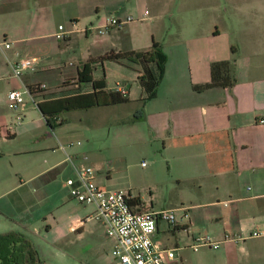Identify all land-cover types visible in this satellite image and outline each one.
I'll list each match as a JSON object with an SVG mask.
<instances>
[{"label": "crops", "instance_id": "crops-1", "mask_svg": "<svg viewBox=\"0 0 264 264\" xmlns=\"http://www.w3.org/2000/svg\"><path fill=\"white\" fill-rule=\"evenodd\" d=\"M129 1L153 8L158 18L165 13L173 15L174 41L159 42L168 56L165 75L156 97L144 105V122L154 141L161 143L163 151L176 162L177 177L199 181L198 189L208 196L205 203L173 210L177 212L178 224L160 223L155 240L164 245L160 236L172 233L178 237V243H183L175 247L180 251L174 264L186 263L188 256L197 258L199 264H264V234L252 237L254 232L264 233V123H261L264 120V0H166V3L174 1L169 10L164 9V0H0V42L11 44L10 49L0 50V105H6L9 93L20 91L22 85L47 86L34 97L38 104L91 92L88 85L79 90L77 84H72L78 81L83 65L99 61L105 65L107 61L102 62L101 57L111 51L121 52L123 47L149 50L152 46L141 48L131 43L128 36L131 30L128 34L121 32L120 37V34L111 36L116 29L108 34L113 41H108L97 54H92L89 48L80 54L76 70L71 69L74 62V65L65 64L60 60L70 49L74 34L81 32L88 38L96 23L98 26L104 23L109 16L102 14L103 11L127 20L130 16L121 7ZM60 17L67 23L72 20V27L62 24ZM82 19L86 21V30H93L80 31L78 25ZM87 23L92 27L87 28ZM60 26L64 27L63 31H59ZM58 33L65 34V38L58 40ZM30 58L37 59L38 69L25 74L20 81L13 76L11 65ZM221 61H234L236 83L228 88L197 91L195 87L211 83V66ZM109 62L134 69L135 74L124 73L129 75L126 82H135L141 90L139 99L143 100L145 92L138 81L140 67L130 62ZM56 68L59 70L55 71ZM152 68L156 70L155 65ZM45 72H55L54 89L43 76ZM94 78L104 80L95 74ZM120 85L132 100V88ZM0 117L4 116L0 114ZM3 122L0 121V127ZM29 130L13 128L9 137ZM55 130L40 137L35 150L16 152L20 156L37 154L40 159L38 165L27 169L30 175L17 173L20 181L17 179L14 187L7 173L1 170L0 192L6 201L0 206V234L25 235L32 227L42 225L46 233L57 230L58 239L68 243L75 258L84 255V250H91L90 247L100 246V235L113 249L114 240L107 236L99 221L80 224L93 212L87 214V205L71 197L66 181L74 173L66 160L67 140L55 135ZM0 136L7 138L5 133ZM9 194L13 197L7 200ZM142 202L146 211L162 210ZM185 211L188 218H184ZM203 226L209 229L208 235L223 243L216 251L210 248L194 255L190 246L198 237L195 229ZM89 236L94 238L93 244L87 242ZM109 257H105L104 263L117 264Z\"/></svg>", "mask_w": 264, "mask_h": 264}, {"label": "rangeland", "instance_id": "rangeland-1", "mask_svg": "<svg viewBox=\"0 0 264 264\" xmlns=\"http://www.w3.org/2000/svg\"><path fill=\"white\" fill-rule=\"evenodd\" d=\"M165 1L166 7L164 9L169 10L174 1L171 3ZM129 2L125 3L121 9L127 16L133 17L134 21L130 22L128 26L126 25L124 29H117L111 36L120 34L118 36L120 37L122 36L121 32L128 34L131 30L128 34L131 43H135L141 48L151 47L153 40L163 44H170L174 41L176 26L172 28L175 25L172 13H165L162 18H158L153 8L140 3L136 5V1ZM102 14H108L107 17L116 16V14H111L108 11H103ZM59 20L65 26L70 27L72 25V20L69 23L66 22L64 17H60ZM97 21V18L93 20L95 23ZM85 23L84 19L80 21L78 25L80 31L85 28ZM87 24V28L92 27L91 24ZM98 24L94 25L95 28L98 27ZM95 28L88 38L81 32L74 34L70 41V49L64 53L60 59L61 62L65 64L74 62L75 65L72 63L74 66L71 69L76 70L75 66L79 64L78 61L82 52L87 51L89 48L92 54H97L108 41H113V38H109L110 35H100ZM95 64V76L104 79L105 82L107 81V86L111 89L116 88L117 84L120 83L128 86L129 89L132 88V100L115 106L95 107L62 113L60 118L63 120V124L57 127L55 135L67 140V143H65L67 154L75 158L74 161L78 165L92 166L97 172L96 183L100 187L107 190L122 191L132 195L133 198H140L148 207L153 205L156 210L177 211L189 208L197 203H205L208 196L198 189L199 181L186 179L185 177L179 179L177 177L176 162L171 160L169 153L163 151L161 143L154 141L144 120L135 121V117L141 114L142 111L144 112V102L139 99L141 96L140 88L135 82L127 83L126 80H129L127 79L129 75H124V73L135 74L134 69L131 70L130 67L124 64L118 65L109 61L105 62V65L100 61L95 62ZM58 70V68L55 69V71ZM43 76L49 79L50 88L56 86L57 77H55V72H45ZM20 91L25 99L24 112H21L23 118L21 124L17 119L19 113L9 109L8 103L0 105V114L4 116L0 117V121H4L0 127V133L7 135V138L4 136V139H1L0 136V157H3L0 159V173L2 171L7 173L11 187H14L17 179L20 181V177H16L17 173L30 175L27 169L38 165L40 159L37 154L20 156L15 155L16 152L35 150L39 146V138L46 132H52L44 121L38 106L35 105L31 96L26 92L24 85H22ZM42 124L44 125L42 126ZM16 127H24L30 130L26 134L9 137L12 134L10 128ZM59 147L61 149V146ZM1 152L5 155H1ZM74 153L80 155H73ZM69 175H72V173H69ZM9 183L6 185H9ZM3 194V192H0V206L6 201L2 200ZM12 197L13 194H9L5 198L8 200ZM86 207L88 209L87 214L94 213L93 206L87 205ZM142 211H146V209L143 208ZM178 215H181V212H178ZM50 223L52 224L51 221ZM91 225L96 226L97 224L92 223ZM167 225L165 224L166 227ZM61 230L60 228L59 231ZM101 230L103 231V229ZM195 230L198 235L209 234V229L206 226L198 227ZM6 233L9 232L3 234ZM25 236L37 250L41 260L40 264H103L106 262L105 257L109 256L114 260L110 244L103 235L99 236L100 246L96 249L90 247L91 250L89 251L84 250V255H78L79 258H75L70 253L74 251L70 250L66 241L58 239L60 234L57 230L46 233L44 226H34L31 231H27ZM93 240V237H87V242L90 244H93ZM160 240L168 248H175L177 244L183 245V243H178V237L172 233L163 234L160 236ZM190 249L196 255L210 248L203 246ZM184 264H199V260L193 256H188Z\"/></svg>", "mask_w": 264, "mask_h": 264}, {"label": "built area", "instance_id": "built-area-1", "mask_svg": "<svg viewBox=\"0 0 264 264\" xmlns=\"http://www.w3.org/2000/svg\"><path fill=\"white\" fill-rule=\"evenodd\" d=\"M148 12L146 11V14ZM133 17L127 20H120L115 17H108L104 23L95 30L100 35H108L113 30L122 29L130 22ZM64 27L60 26L59 31H63ZM89 30L93 29H87ZM58 40H63L65 34L58 33ZM3 48L10 49L11 44L8 42H0V50ZM13 76L22 81L25 74L37 71V59H23L18 63L11 65ZM46 85H40V90L46 89ZM116 91L124 96H128V91L117 84ZM26 92L31 96L35 105L38 103L30 90L26 88ZM25 99L21 91H11L8 95L9 109L19 113L18 121L23 122L22 114L24 110ZM264 123V120L261 121ZM12 131V128H10ZM73 145V144H72ZM75 158L67 154V162L71 166L74 176L66 181V185L70 188L71 197L83 205L93 206L95 212L87 216L80 224L89 221H99L105 229L107 236L114 240L112 256L117 264H174L179 259V248H167L160 242L155 240L154 236L160 223H166L170 226H176L178 219L176 212L173 210L161 211H137L130 204V194L122 191L107 190L100 187L96 183L97 172L92 166L85 164H77ZM145 165V164H143ZM189 215L185 211L184 218ZM264 233L254 232L252 237H260ZM225 239L224 242L228 241ZM223 242L216 241L208 234H200L194 240L190 248L209 247L218 250Z\"/></svg>", "mask_w": 264, "mask_h": 264}, {"label": "trees", "instance_id": "trees-1", "mask_svg": "<svg viewBox=\"0 0 264 264\" xmlns=\"http://www.w3.org/2000/svg\"><path fill=\"white\" fill-rule=\"evenodd\" d=\"M236 52L235 48L232 49ZM101 61L116 63L130 62L140 67L139 85L145 92L144 105L157 95L158 87L164 78L168 56L160 43L154 41L152 47L146 51H133L124 49L121 52L111 51L101 57ZM95 64L88 62L78 73V81L72 83L82 90L84 86L92 88L91 92L78 93L68 97L42 101L38 104L47 126L55 130L63 124L60 115L66 111L82 110L95 107L115 106L128 102V96L118 91L109 90L105 80L94 78ZM156 66V70L152 67ZM151 66V67H150ZM236 83L234 61H221L211 66V83L195 87L197 91L215 87H232ZM30 93L36 97L42 93L40 85L28 87ZM81 92V91H80ZM145 120L144 112L135 117V121ZM129 204L137 211L144 208L140 198H131ZM0 263L1 264H40L41 260L37 250L27 237L21 233L9 232L0 234Z\"/></svg>", "mask_w": 264, "mask_h": 264}]
</instances>
